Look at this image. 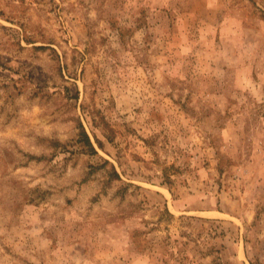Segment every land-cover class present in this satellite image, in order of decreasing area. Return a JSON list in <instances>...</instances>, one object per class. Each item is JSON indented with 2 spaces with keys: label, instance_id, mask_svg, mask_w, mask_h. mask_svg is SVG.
Returning <instances> with one entry per match:
<instances>
[{
  "label": "rangeland",
  "instance_id": "1",
  "mask_svg": "<svg viewBox=\"0 0 264 264\" xmlns=\"http://www.w3.org/2000/svg\"><path fill=\"white\" fill-rule=\"evenodd\" d=\"M0 264H264V0H0Z\"/></svg>",
  "mask_w": 264,
  "mask_h": 264
},
{
  "label": "trees",
  "instance_id": "2",
  "mask_svg": "<svg viewBox=\"0 0 264 264\" xmlns=\"http://www.w3.org/2000/svg\"><path fill=\"white\" fill-rule=\"evenodd\" d=\"M83 135H84L86 144L93 150V147H92L91 143L89 142V139H88L87 135L85 134V132L83 133Z\"/></svg>",
  "mask_w": 264,
  "mask_h": 264
}]
</instances>
